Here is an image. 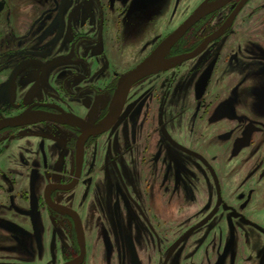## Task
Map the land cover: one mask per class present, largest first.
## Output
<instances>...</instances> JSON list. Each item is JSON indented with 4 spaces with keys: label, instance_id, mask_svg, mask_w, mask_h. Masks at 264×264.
<instances>
[{
    "label": "flooded vegetation",
    "instance_id": "1",
    "mask_svg": "<svg viewBox=\"0 0 264 264\" xmlns=\"http://www.w3.org/2000/svg\"><path fill=\"white\" fill-rule=\"evenodd\" d=\"M180 2L0 0V234L14 246L0 263L239 264L247 249L253 261L239 232L264 238L248 213L258 188L229 198L218 164L264 133V94L239 111L221 71L246 57L264 74V49L238 43L255 44L264 0H198L175 22ZM204 3L213 10L121 85Z\"/></svg>",
    "mask_w": 264,
    "mask_h": 264
},
{
    "label": "rangeland",
    "instance_id": "2",
    "mask_svg": "<svg viewBox=\"0 0 264 264\" xmlns=\"http://www.w3.org/2000/svg\"><path fill=\"white\" fill-rule=\"evenodd\" d=\"M198 2V0H181L179 4V9L176 11V16H175V22H179L187 13V8L191 6L190 8L194 7ZM262 25L260 27H257L255 30L258 34H256L257 39L255 40V44H249L248 42V37H244L243 39H239V44L243 46H248V47H259L264 49V24L261 23ZM246 27L247 25L244 24ZM249 27V26H248ZM240 30V29H239ZM244 30H248V28H243V30H240V33L244 32ZM260 33V34H259ZM247 38V39H246ZM246 39V40H245ZM245 44V45H244ZM257 49V48H256ZM249 60L246 57H243L241 60L240 65L236 66H226L224 70L221 71V75L223 76V84H227L228 87L232 86L231 84L233 83H238L239 87V93L240 97L242 98V102H239L238 105V110H243L244 106L246 104V101L249 100L250 106L252 104L257 105V100H255L254 91H262L264 94V74L260 73L258 71L259 67L262 66V61H255L253 63H250L248 65ZM232 80L234 82H232ZM236 80V81H235ZM238 93V94H239ZM231 96L230 89L229 91L221 97L222 99H225L227 97ZM239 98V99H241ZM244 99H247L246 101ZM226 104V103H225ZM192 120V116H191ZM215 141H212V144H208L205 151L213 154L215 153V150L213 149L215 146H219L214 138ZM209 143V142H208ZM220 147V146H219ZM226 146L224 145L223 148ZM219 167H221L222 170V176H223V182H224V188L228 194L229 198L234 191L238 190V194L240 195L242 192H246L250 186L257 187V192L254 195V203L252 205V209L249 210V214L255 218L261 220V222L264 225V133L257 134L255 136L254 140V145L252 147H249V149L245 150L242 152V154L236 158L234 161H230L229 157L225 158L222 160L221 163L218 164ZM133 178V177H132ZM193 185L196 187V189L199 190V192H202V186L200 183L193 182ZM236 189H235V188ZM211 181L208 179L206 183V208L210 206V201H211V192L213 191ZM184 195V192H183ZM200 197V194H199ZM230 201H233L234 203H238L240 200L239 199H229ZM199 199H197L194 203H192V206H200V202H198ZM174 217L176 218V223H180L185 219V216L187 214V211L178 213L177 209H174ZM193 211V210H191ZM224 226V225H223ZM217 230L221 228V226H216ZM224 230L226 231L225 227ZM218 232V231H217ZM214 234V231H213ZM239 239H241L244 243L247 239L252 240L254 243V249L252 251L254 258L253 261L247 264H264V238L255 231L254 229H248L245 228L239 232ZM0 234V256L6 257L7 254V249H14L13 245L11 246V243L6 241V239L1 236ZM194 242V241H193ZM11 246V247H10ZM243 250H245L244 245ZM207 248L203 247L202 250L197 253L195 256V261H203L202 258H204L205 250ZM207 251V250H206ZM249 250L247 249L244 251L247 253ZM241 252V255L239 258V264H246L245 258L249 257L251 253H248L247 255ZM206 255V254H205ZM244 258V259H243ZM247 260V259H246ZM259 261H261L259 263ZM207 263V262H206ZM0 264H3L2 262ZM5 264V263H4ZM133 264H140V263H133ZM142 264H153L151 263V257L148 259H145ZM208 264V263H207Z\"/></svg>",
    "mask_w": 264,
    "mask_h": 264
},
{
    "label": "water",
    "instance_id": "3",
    "mask_svg": "<svg viewBox=\"0 0 264 264\" xmlns=\"http://www.w3.org/2000/svg\"><path fill=\"white\" fill-rule=\"evenodd\" d=\"M214 5L212 4H202L196 10L193 12V14L184 21L183 24H181L170 36L163 41L159 47H157V50L143 63H141L137 68L130 71V73L124 75L123 82L121 85H125V83H129L132 81H135L136 79H139L144 74L149 73L155 65L158 63L161 54L167 50L168 47L172 46L180 37L183 36L184 33L196 22H198L201 18H203L207 13L213 10ZM122 88V86H121Z\"/></svg>",
    "mask_w": 264,
    "mask_h": 264
}]
</instances>
